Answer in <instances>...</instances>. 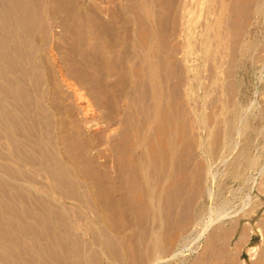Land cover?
I'll return each instance as SVG.
<instances>
[{"label":"bare ground","instance_id":"bare-ground-1","mask_svg":"<svg viewBox=\"0 0 264 264\" xmlns=\"http://www.w3.org/2000/svg\"><path fill=\"white\" fill-rule=\"evenodd\" d=\"M51 1L54 2V0ZM165 1L166 0H139L138 10L141 11L140 14L144 15V18L148 20L147 23L151 26L146 29L149 31L144 33L143 39L145 41L143 43L141 42L140 45L137 43L141 37L138 33L140 30L137 29V31L133 26L134 24L131 25V21H134L135 13L129 11L131 8H128L126 2V6H122L123 3H121L122 5L118 8L119 10H117V12L115 11L117 14L119 11L120 16L114 15L113 13V15L111 13V15H105V11L103 12V9L100 8L102 6H98V9L100 8L99 10L96 9L90 11L87 7L85 9L83 4L82 7L84 11L81 10L82 13H80V11V14L76 13L78 11L75 12V24L78 28V33H80L79 35L87 33L91 30L95 36L94 38H96V41H94V43L96 42V45L93 43L94 49L92 48L94 50H92V52L95 53V57L99 56L103 59L102 61H106L108 57H113L112 54L110 55L109 49H115L119 43H124L125 46L123 45L124 48L120 51L116 48L117 52L122 55L125 54L126 56H124L126 59H121L119 64H122L124 67L130 69L135 57L137 60L142 59L141 61L146 63V65L144 64L145 68L139 71V73L142 72L143 77L140 78L142 76L140 74V76L136 79L135 74V78L133 79V82L136 83H134L135 88L130 89V91L128 89L126 90L130 92L128 94L132 95L134 92L132 93L131 90H135L136 87H140L141 101L139 102H141L142 107H144V109H141L139 107L135 108L133 105L131 106V104L126 105L130 113L124 111L128 113V115L124 114L126 117H129V121L131 118L130 124H128V126L127 124L124 126V129L126 127V130H128V132H126L129 133L128 137L130 135L127 145H123L121 142L119 143V139L116 137L114 139V143L111 145L112 148L110 147L111 151L109 153L107 152L108 154L102 157L103 160L98 161L94 158L95 152H91L98 136L95 137L94 135H85L80 130V125L73 127V125L71 126L69 124V122H72V120L69 121L70 118H72L68 109L70 106L67 107L64 103V94H62L59 90L49 61L47 59L35 58V54L37 56L38 51H40L38 49L36 52L37 48L35 45L37 43L35 41H37V37L35 38V27L42 24L38 21V17L40 16H38V13L40 14V12L38 11L37 13L35 8L41 5L42 0L39 1L40 5L36 4L37 6L35 7V2H33V0H0V188H2V186L5 188V192H3V194H5L1 195L0 193V196H2V202L4 203V205L0 207V234L3 235V237L1 236L2 238L7 240V242H4L5 240L3 241V239L0 240V264H163L171 260L179 259L180 257L184 258V251L186 250L197 253L200 249H202L200 250V253L202 251L200 255L201 257L198 258L195 253L197 257L194 256L193 262L191 261L190 264H264V187L261 188V184H259V196L256 200L252 201L249 193H246L248 201L242 200L238 207L231 209L234 205L231 204V197L229 198L225 196V190H228L223 184L227 179H232L233 181L240 180L242 185L243 183L245 184L246 180L248 181L249 178V175L246 177V170L256 164L257 157H255L256 155L251 156L248 151L251 146L248 149L241 148L237 154H234L235 156L231 158V161L228 160L229 164H226L228 169L223 173L225 178L223 180L219 178L218 180L216 177L217 172L211 169V165L216 161L220 162L219 159H223L224 156L219 155V151L217 153H212L210 150V146L214 144H210V142H214V140L212 139L209 142L208 134L211 132H209L208 127H206V121L209 120H206L207 118L205 119L202 107V109H197L196 106H192L193 98L191 97L193 87L191 85H189L187 89V99L185 98L187 101L185 100L183 103H188L190 107L188 108L189 115L191 114L192 117L190 116V118L187 115L184 122L191 124L189 122L190 118L195 130L205 129L207 131L204 136H202L200 132L201 136H199L197 144H195L198 149V155H202L201 161H197L195 159L191 148L188 149L187 147H184V138L181 136L180 122L178 119L179 116L177 117L174 112V108L171 106L172 104L168 102L172 92L170 91L171 93L166 95V92H164L167 89V85H169L167 82L170 80L169 75L171 73L169 72L171 70L169 71L166 69L167 67L164 65L165 61L163 65H161L163 66L162 68H160L161 66H158L157 61H155V59L159 58V55L156 54L158 47L156 46L157 38L166 34L168 30L166 23H168L170 19L162 16L168 9L165 8L166 11H162V6ZM59 2H61V5L63 4L62 6L65 5V3H62V0ZM78 2L79 1L77 0V3ZM173 2L174 0L172 3ZM182 2L183 1H181V3ZM214 2L216 3V1ZM217 2H219L218 5L220 4L221 6L219 11L215 8L218 6L217 3L213 7L209 6V8L212 7L213 9H216L219 14L217 15L218 12H215L213 9L208 13H211L212 16L213 14H216V20L214 19V23H211V21L204 23V38L202 37V41L199 40L203 45V48H205L204 52L207 51V43L209 41L208 31L213 29L215 30V25L217 26V23L222 22H220V20H222L221 16H223L222 11L227 9V6L228 9L227 11L225 10L224 13H230L228 12V10H230L234 14L231 12V18L225 13L226 18L229 17L235 22V19L238 20L239 18L236 17L233 19V17L238 14V17L241 16L239 20L243 18V22L246 23L247 19L245 17L252 15L255 19L254 26L256 32L258 34L260 33V38L262 36L264 37V35L261 36L262 32H264V0H220ZM128 3L130 4L132 2L129 1ZM136 3L138 2L136 1ZM60 4H58V6ZM186 4L188 5L189 3ZM192 4L193 3L191 2V5ZM96 5L97 4H95V6ZM165 5L167 4L165 3ZM109 6L110 5L108 4V7ZM134 6L136 5L133 3V6L130 5L129 7H133V10ZM204 6L206 7V5ZM187 7H189V5ZM92 8L94 7H91V9ZM112 8L114 10L116 9V6ZM105 9H107V7H105L104 10ZM125 9L127 10L125 11ZM50 10H47V15L56 14L52 13ZM172 11L173 10H171L170 13ZM204 11H206V9ZM220 11L222 13L221 16ZM179 13H181V11ZM186 13H188V11H186ZM92 15L96 16V21L95 17L92 19L89 18ZM139 15L137 14L136 18ZM76 16H79L80 19ZM225 16L223 17L226 21ZM213 18H215V16H213ZM244 18L246 21H244ZM140 19L143 20V18ZM140 19L138 18V21H140ZM179 19L181 18L179 17ZM142 20L140 22H142ZM150 20H153V22ZM224 20L222 23H225ZM227 20L231 21L230 19ZM146 21L143 20L144 24ZM204 22H206V20ZM241 22H238V26ZM173 23L174 22L171 23V26ZM175 23L173 27L175 26ZM183 24L180 25L184 26ZM213 25L214 28L212 27ZM43 26L44 25H41V28ZM68 26L70 25L66 24V27ZM181 26H179L180 28L178 26L176 27L181 30ZM240 26L237 27L236 30H239ZM46 27L44 26V28ZM66 27L65 30L67 31L68 28ZM144 27L147 28L146 26ZM176 27H174L175 29L173 31L178 30ZM247 27L248 26H246V29ZM44 28L42 29L43 31L41 29L40 30L44 32ZM234 28L236 27H232V29ZM74 29H72V31ZM187 29H189L187 31L189 32L191 28ZM240 29L242 30V28ZM48 30L45 31V33H47ZM228 30H230V28H228ZM69 31L70 30H68V32ZM143 32H145V30H143ZM227 32L228 31L226 30L225 33ZM136 33H138L139 36H137ZM177 33L175 34L176 36ZM140 34H142V32ZM84 35L76 38L82 45V42L85 41L84 39L88 38H84ZM196 35L197 33L195 36ZM210 35L213 38V35ZM230 35H232V33H230ZM72 36L75 37V35ZM234 36L237 35L234 34ZM41 37L40 41L45 38ZM76 39H74L73 42H76ZM143 39L140 40L143 41ZM187 40V44L190 43L189 38H187ZM33 41L36 43L35 45H33ZM174 42L179 43V40L176 42L175 39ZM68 43L70 42L68 41ZM41 44L39 43L38 45ZM81 44L79 43V45ZM194 44L197 45V43ZM255 46L257 47L255 42L245 41L244 45H240L241 55L245 56L251 49L253 50V47ZM120 47H122V44ZM175 47L177 46L175 45L173 50L177 49ZM180 47L181 46H179L178 49L181 50L182 47ZM187 47L185 48L187 49ZM240 47L238 46L237 48ZM42 48L43 47L40 49ZM192 49L193 48H191V50ZM194 49L198 50L197 47ZM256 51L259 52V50ZM261 51L264 50L261 49ZM111 52L114 51L111 50ZM198 52L199 51H197V53ZM135 53L139 58L135 55ZM193 53L196 54V52ZM182 54L186 53L182 52ZM114 55H116V53ZM191 55L192 54H190V56ZM101 59H97V62H95L100 65L99 68L102 65ZM160 59H162V57H160ZM184 59L187 61L186 58ZM79 60H81L83 64L87 59ZM115 60H111L112 64L110 67L113 68L116 64H113ZM159 62L160 61L158 60V63ZM107 63L108 65L105 62L103 65L105 64L109 67V61ZM115 66L117 67V65ZM212 66L213 65L210 67ZM176 68H179V66H176ZM180 69L181 68L177 70ZM191 69L194 68L191 67ZM75 70L78 72L79 69L77 70L75 68ZM214 71L217 72V70ZM70 72L73 73L74 71ZM109 72L110 69L107 71L103 68V71L100 74L101 79L99 80L100 82L101 80L104 81L105 87H102L107 90H111V83L108 84V78H106V76L109 75ZM76 73H74V75ZM79 75L80 74L77 76L79 77ZM120 75L122 76V73ZM82 76H84V74H82ZM132 76H134V74H132ZM129 79L126 78V81ZM188 79L190 80V78ZM211 79L212 78H210V80ZM164 80L166 83H164ZM99 81L97 82L95 79V83L97 82L98 84ZM182 81L184 83V79ZM81 85L87 88L90 87L89 85L83 83ZM98 85L101 86V84ZM224 85L226 86V84ZM117 88L120 89L121 86ZM88 90L89 89H87V91ZM120 90H122V88ZM181 90L183 91V89ZM184 91H186L185 88ZM223 91L225 92L226 90L223 88ZM94 93L96 95V91ZM175 93H177V91L173 92V95ZM107 94L111 100L109 101V104L105 102L109 110H107V107V109L105 108L107 115H104V117L109 119V121L115 120V122L116 120L119 121L120 119H125L124 115L123 118L119 119V111L121 108L119 105V98L116 95V97H114L113 92H108ZM135 96L133 97L135 98ZM235 97H237V95L234 96V98ZM95 99L97 98H94V100ZM95 101L97 104L100 103L99 106H104L99 99ZM117 102L119 103L117 104ZM230 102L231 101L229 100V104ZM229 104L228 107H230ZM240 108L235 107L233 104V108L229 110L230 114L225 116L223 119L222 130H219V134L221 133V148H226L222 151L223 155L225 153L228 155L232 153V150L236 145L234 144L236 135L243 136L242 134H244L246 131L245 129H247L246 126H250L247 122L242 121L241 115L243 113L241 114V112L243 109L241 110ZM186 109L187 108H185V110ZM122 114L123 110L121 115ZM139 114H143L142 117H140ZM137 115L140 118H137ZM210 117L212 116L210 115L209 118ZM219 120L220 119L218 118V121ZM257 123L259 124L258 121ZM101 128H98V130ZM186 130L187 129L184 131L186 132ZM188 130L190 129L188 128ZM254 131L255 129H253V132ZM261 132H264V130L259 129L256 134L264 135V133ZM193 135L194 134H191V136ZM247 135L250 136L249 133H245L244 136L246 137H243L244 139L248 138L247 141L249 142L250 137ZM193 137H196V135ZM122 140L124 141V139ZM99 141H97L96 144H98ZM111 141H113V139ZM219 141L220 140L217 142ZM192 143L194 145V142ZM122 147H124V149ZM121 148L124 150V154H121V152L123 153ZM87 151H89V153H87ZM196 152L194 153L196 154ZM98 154L100 153L98 152ZM227 154L226 156H228ZM108 166L110 168L109 170ZM257 166L259 167V165H256V167ZM261 169H264V165ZM256 172L258 173V171ZM7 180H11L9 182H18L17 184L19 185L17 186L15 183L14 185L9 182L8 184L10 185H8L6 183ZM253 180L254 179L252 178L251 182H253ZM209 184L215 185L217 187V191H212ZM17 187L21 190L20 194L15 193L16 191L19 192ZM15 188L16 191L13 193ZM251 188L252 185L249 187V192ZM10 189L13 191L11 190V192ZM201 198L211 200V205L207 202L210 207H205V205L201 203ZM57 202L61 204V207L59 206L60 204L58 205L59 207L56 205ZM260 208H263V211H260L262 212L261 216L259 215ZM258 215L260 216L259 218ZM229 216L231 218H229ZM241 221H244L242 225L240 224ZM189 224L194 227L193 232L195 235H193V237H188L187 239L185 238L186 240L182 243L177 242L178 238L182 236L181 233L187 229ZM237 233H239L238 240L234 244V248L231 249L229 247L230 241ZM253 234H257L259 236L262 244L259 243L249 246V243H251V236ZM202 239L204 240L201 243ZM176 242L178 243V246L176 245V247H174ZM243 250L248 253L249 257L247 261L243 260L239 262L238 259ZM194 258L196 259L194 260ZM175 264L181 263L176 262Z\"/></svg>","mask_w":264,"mask_h":264},{"label":"rangeland","instance_id":"rangeland-1","mask_svg":"<svg viewBox=\"0 0 264 264\" xmlns=\"http://www.w3.org/2000/svg\"><path fill=\"white\" fill-rule=\"evenodd\" d=\"M39 1H41V0H38V1H35V0H33V2H35V5H34V7L35 6H37V5H40V3H39ZM60 1V0H59ZM59 1H56V0H54V2H52L51 0H42V3H41V5L40 6H38V7H36L35 9L37 10V13H38V11L40 12V14L38 13V21L40 22V24L41 25H44L46 28H44V26L41 28V25H37V27H35V38H36V40L37 41H35L36 43H34V41H33V45H35V47L37 48H35L36 49V52L38 51V49L40 50V51H38V54H37V56H36V54H35V58L36 59H47L48 61H49V63H50V66H51V70H52V73H53V75H54V77H55V81L57 82V85H58V87H59V90L61 91V93L62 94H64V97H65V100H64V103L66 104V106L67 107H71V110H70V107L68 108L69 109V114H71V117L72 118H70V120L69 121H71L72 120V122H69V124L72 126L73 125V127H76V126H79V128H80V130L83 132V134H87V135H91V136H95V137H97L98 136V138H97V140H96V142H95V145H94V148H93V150L91 151L92 153H94L95 152V155H94V158L96 159V160H98V161H101V160H103V156L104 155H107L110 151H111V149H110V147L112 148V144L114 143V139L117 137L119 140H118V142L120 143H123V145L125 144V145H127V142H128V140H129V137H130V135H129V137H128V134L129 133H126V132H128V130H126V127H125V129H124V126H126V124H127V126H128V124H130V121H131V118H130V121H129V117L127 116L126 117V115H128V113H126V112H129L130 113V111L127 109V104H131V106L133 105L135 108H143L144 109V107H142V104H141V102H139V101H141V96H140V87H136V89L135 90H131V92L133 93L134 92V94H128V93H130V92H128V91H126L127 89L130 91V89H132V88H135L134 86H135V82H133V79L135 78V74H136V79H137V77L138 76H140V74L142 75V72H140L139 73V71H141V69H144L145 67V65H146V63L145 62H142L141 60L142 59H136V57H135V59L133 60V64L131 65V68L129 69V68H127V67H124V65H122V64H119L120 62V60L121 59H126L125 57V54H120L119 52H117L116 50L118 49V51H120L121 49H123L124 48V46H125V44L124 43H119L118 44V46L115 48V49H109V51H110V55L112 54L113 55V57H108V59H106V61L108 62L109 61V67L107 66L108 65V63L106 62V61H102L103 59H101L99 56H96L95 57V53L94 52H92V50L94 49V45H93V43H94V41H96V38H94L95 36H94V34H93V32L90 30L89 32H87V33H82L81 35L83 36L84 34H87V35H84V38L85 37H88V38H85L84 40L86 41V43H85V41L84 42H82L83 43V45L81 44V42L80 41H78V39H76V38H79V36H81V35H79L80 33H78V28H77V26H76V24H75V15H76V13L78 14L81 10H83L84 11V9H83V7L86 9V7H87V9H89L90 11H93V10H99L100 8L101 9H103V12H104V14L105 15H111L112 13L114 14V15H117V16H120L119 14V11H118V14L116 13L117 12V10H119L118 8L120 7V5H122L121 3H123V5L122 6H124L125 5V2H126V5L128 6V8H131V10H129V11H132L133 13H135V18H134V21L132 22L131 21V25H133L134 26V28L137 30H140V31H138V33H139V35H141V37H140V39L142 40L143 38H144V33H146V31H149V30H146V29H148V27L150 28L151 26H149V23H147L148 22V20L147 19H145L144 18V15H141L140 14V10H138L139 9V0H129L130 2H132V3H128L129 1H125V0H78L79 2L78 3H80V4H78L77 3V0H62V3H65V5L64 6H62L60 3L61 2H59ZM64 1V2H63ZM65 1H67V2H65ZM69 1V2H68ZM76 3H75V2ZM83 1H84V3H83ZM101 3H100V2ZM105 1V2H104ZM109 1V2H108ZM114 1V2H113ZM136 1L138 2V3H136ZM172 1L173 0H166L165 1V3L167 4V5H165V3H163V6H162V11H166V9H167V11H166V13H162L163 15V17H165V18H167V19H169V21H168V23H166L167 24V26H168V30H167V32H166V34H164L163 36H160L159 38H157V45L156 46H158L157 47V52H156V54H158L159 55V58H157V59H155V61H157V64H158V66H161V65H163V63H164V61H165V63H164V65L167 67L166 69L167 70H171L169 73H171L170 75H169V81L167 82V84H169V85H167V89H166V91H164V92H166L165 93V95L166 94H170L171 92V99L169 98V101L168 102H170L172 105V107L174 108V112L176 113V115H177V117H178V119H179V122H180V129H181V136L184 138L183 139V144H184V147H187L188 149H190L191 148V151H192V153L194 154V156H195V159L198 161V160H200L201 161V158H202V155H198V149L196 148V145L195 144H197V140L199 139V136H201V134H202V136H204L205 134H206V130L204 129V130H198V129H196L195 130V128H194V126H193V124H192V122H191V120H190V118L192 117L191 116V114L189 115V109L188 108H190L189 107V105H188V103L187 104H184L183 102H185V100L187 99V96H186V94H187V89H188V86L189 85H191L192 87H193V90H192V92L194 93H192V97L191 98H193V101H192V106H196V108L198 109H200L201 107L203 108H201L202 109V112H203V114H204V116H205V119L206 120H209V121H206V127H208V131L209 132H211L210 134H208L209 136H208V138H209V142L213 139L214 140V142L213 141H211L210 142V144H212V143H214V144H212L211 146H210V150H211V152L212 153H217L218 151V154L219 155H222V156H224V158L223 159H219L220 160V162L219 161H216V162H214V163H212V165H211V169L212 170H214L215 172H217L216 173V177L218 178V180H219V178H221L222 180L225 178V175H223V173L224 172H226L227 171V169H228V167L226 166V164L228 165L229 164V161H231V158H233L235 155L234 154H237V152L242 148V149H248L250 146V150L248 149V151L250 152V154H251V156L253 155V156H255V157H257V162H256V164L255 165H253L252 167H250V168H248L247 170H246V177H248V175H249V178H248V181L246 180V182H245V184L243 183V185H242V183H241V181L240 180H235V181H233L232 179H227V180H225L224 181V186H225V188L228 190V191H226L225 190V196H227V197H231L230 199H231V204L232 205H234L231 209H233V208H235V207H238L240 204H241V201L243 200V201H248V199H247V194L249 193V195H250V197L252 198V201L253 200H256L257 198H258V196H259V192H258V188H259V184H261V188L262 187H264V169H261V167L264 165V135H262V134H256V133H258V130L259 129H262V130H264V51H261V49L262 50H264V37L262 36V35H264V32H262V34H261V38H263V39H261L260 38V33L258 34L257 32H256V30H255V26H254V22H255V19H254V17L252 16V15H248L247 17H245L246 19H247V21H246V19L244 20V21H246V23L245 22H243V18L241 19L242 20V22H241V20H239L240 19V17L241 16H237L238 14H236V16L235 17H233V19L234 18H239L238 20L237 19H235L236 21V23H237V25H236V23L233 21V20H231V18H232V15H231V12L232 11H230V10H228V12H230V13H227V12H225L226 13V15L227 16H229V17H231V18H229V17H227L226 18V16H225V13H224V11L226 10L227 11V9H228V6H227V9H225V10H221L222 11V13H223V16H225V19H226V21L224 20V17L223 16H221L222 15V13H221V11H220V16L222 17H220L222 20H220V22L222 21L223 22V20L225 21V23H217V26L215 25V30L213 29V30H209L208 31V35H209V41H208V43H207V51L206 52H204V49L205 48H203V45L200 43V41H202V37L204 36V34H205V28H204V26H205V24L204 23H207V22H210L211 21V23L213 22H215V20H216V17H217V15L219 14V10H220V8H221V6H220V4L218 5V3L219 2H217V1H220V0H214V1H216V3H217V5L218 6H216L215 8L216 9H218V11H216V9H213L212 7L213 6H215V2L213 1V0H204V1H202V0H174V2H175V4H174V2L172 3ZM181 1H183L182 3H181ZM189 1V2H188ZM208 1V2H207ZM210 1H211V3H210ZM224 1H226V0H224ZM53 4H52V3ZM59 2V3H58ZM72 2V3H71ZM93 2H94V5H93ZM96 2V3H95ZM104 2V3H103ZM107 2V3H106ZM120 2V3H119ZM191 2L193 3L192 5H191ZM196 2V3H195ZM198 2V3H197ZM54 3H56V4H54ZM103 3V4H102ZM111 3H112V5H111ZM116 3V4H115ZM119 4V6H118V4ZM129 5H128V4ZM133 3L136 5V6H134V9L133 10H135V9H137V10H135V11H133L132 10V8L133 7H129L130 5L131 6H133ZM186 3H189L188 5H189V7H187L188 5L186 4ZM201 3V4H200ZM203 3V4H202ZM37 4V5H36ZM43 4V5H42ZM48 4V5H47ZM58 4H60L59 6H58ZM70 4V5H69ZM84 6H83V5ZM95 4H97L96 6H95ZM108 4L110 5L109 7H108ZM168 4H170V5H168ZM186 6H185V5ZM212 4V5H211ZM45 5V6H44ZM75 5V6H74ZM77 5H78V8H77ZM86 5V6H85ZM91 5V6H90ZM125 5V6H126ZM196 5V6H195ZM204 5H206V7L204 6ZM42 6H43V8H42ZM56 6V7H55ZM83 6V7H82ZM89 6V7H88ZM98 6L100 7V6H102V7H100L99 9H98ZM104 6V7H103ZM114 6H116V9H114L113 10V8L112 7H114ZM183 6H184V8H183ZM201 6H202V8H201ZM209 6H212V7H210L209 8ZM220 6V7H219ZM76 7V8H75ZM81 9H80V8ZM91 7H94V8H92L91 9ZM105 7H107V9H105L104 10V8ZM191 7V8H190ZM218 7V8H217ZM42 8V9H41ZM65 8V9H64ZM108 8H109V10H108ZM124 8H126V7H124ZM127 8V9H128ZM165 10H164V9ZM170 8V9H169ZM197 8V9H196ZM200 8V9H199ZM40 9V10H39ZM46 11H45V10ZM51 9V10H50ZM127 9H125V11L127 10ZM206 9V11H204ZM214 10L215 12H218L217 13V15L216 14H213V16H215V18H213V16H212V14L210 13V14H208L211 10ZM47 10H50L52 13H56V14H53V15H47ZM53 10V11H52ZM171 10H173L171 13H170V11ZM181 11V13H179L180 11ZM189 10H190V12H189ZM194 10V11H193ZM195 10H196V12H195ZM202 10V11H201ZM60 11V12H59ZM69 11V12H68ZM76 11H78V12H76ZM116 11V12H115ZM186 11H188V13H186ZM192 11V12H191ZM67 12V13H66ZM76 12V13H75ZM108 12H109V14H108ZM169 12V13H168ZM174 12V13H173ZM64 13V14H63ZM73 13H75V14H73ZM80 13H82V11L80 12ZM79 13V14H80ZM111 13V14H110ZM176 13H177V17H176ZM206 13V14H205ZM46 14V15H45ZM69 14V15H68ZM103 14V15H104ZM112 14V15H113ZM139 15V16H141V17H139V16H137V18H136V15ZM169 14H170V16H169ZM185 14V15H184ZM232 14H234L233 12H232ZM242 14H244V13H242ZM43 15V16H42ZM175 16V17H172V16ZM193 15V16H192ZM210 15V16H209ZM231 15V16H230ZM54 18H53V17ZM60 16V17H59ZM169 16V17H168ZM182 16V17H181ZM212 16V17H211ZM234 16V15H233ZM252 16V17H251ZM49 17V18H48ZM52 17V18H51ZM76 17H78L79 19H80V17L79 16H76ZM95 17V21H96V16H90L89 18L90 19H92V18H94ZM179 17L181 18V19H183V20H181V19H179ZM188 17H189V20H188ZM195 18V20H194V18ZM249 17H251V18H249ZM63 18V19H62ZM73 18H74V20H73ZM138 18L140 19V18H143V20H147L146 22H145V24H144V22H143V20L142 19H140V21L142 20V22H140V21H138ZM191 18V19H190ZM207 18V19H206ZM209 18V19H208ZM210 18H211V20H210ZM41 19V20H40ZM119 19V18H118ZM135 19H136V21H135ZM175 19V20H174ZM185 19V20H184ZM193 19V20H192ZM215 19V20H214ZM227 19H230L231 21H229V20H227ZM54 20V21H53ZM60 20V21H59ZM62 20V21H61ZM66 20V21H65ZM70 20V21H69ZM179 22H178V21ZM181 20V21H180ZM192 20V21H191ZM206 20V22H204V21ZM213 20V21H212ZM248 20H249V22H248ZM139 23H138V22ZM151 22H153V20H150ZM149 21V22H150ZM241 22V23H239V26H240V24H241V26H240V28H242V30L239 28V30L240 31H242V32H240L239 30H236L237 29V27H239L238 26V22ZM47 22H49V23H47ZM70 22V23H69ZM172 22H178V23H175V26L174 27H176V26H181L183 23V25L184 26H181V30L178 28V27H176V29H178V30H175V31H173L175 28L173 27V25H174V23H173V25L171 26V23ZM187 22V23H186ZM191 22H193V23H191ZM198 22V23H197ZM252 22V23H251ZM44 23H46V24H44ZM65 25V27H66V24L68 25H70V26H68V27H66V28H68V30H70L69 32H68V30L66 31L65 30V27H64V25ZM72 23V24H71ZM74 23V24H73ZM136 23V24H135ZM138 23V24H137ZM144 25H143V24ZM194 23H195V25H194ZM251 23V24H250ZM141 24V25H140ZM147 24H148V26H147ZM181 24V25H180ZM200 24V25H199ZM204 24V25H203ZM224 24V25H223ZM227 24V25H226ZM49 25V26H48ZM75 25V26H74ZM143 25V26H142ZM171 26V28L169 29V27ZM139 26V27H138ZM144 26H146L147 28H145ZM189 26V27H188ZM192 26V27H191ZM236 27V28H234V29H232V27ZM243 26H244V28H243ZM246 26H248L247 27V29H246ZM60 27V28H59ZM75 29H74V28ZM138 27V28H137ZM142 27V28H141ZM184 27V28H183ZM213 28H214V25L212 26ZM45 29L44 30V32H42L43 30L42 29ZM48 28H49V30H48ZM71 28V29H70ZM141 28V29H140ZM145 28V29H144ZM187 28H191L190 29V31L189 32H187L189 29H187ZM227 28V29H226ZM228 28H230V30H228ZM37 29V30H36ZM42 31H41V30ZM61 29H63V30H61ZM72 29H74L73 31H72ZM145 30V32H143V30ZM196 31H195V30ZM218 29V30H217ZM48 30V32L47 33H45V31H47ZM222 30H224V31H222ZM228 31V32H230V33H232V35H230V33H225V31ZM235 30V31H234ZM248 30V31H247ZM61 31V32H60ZM66 31V32H65ZM192 31V32H191ZM195 33H194V32ZM202 33H201V32ZM215 31V32H214ZM222 31V32H221ZM238 33H237V32ZM247 31V32H246ZM39 32V33H38ZM142 32V34H140ZM180 34H178V33ZM217 32H219V33H217ZM223 32H224V34H226V35H224L223 34ZM237 34H236V33ZM65 33V34H64ZM76 33H77V35H76ZM138 33H136L137 34V36H139L138 35ZM149 33V32H148ZM174 35H173V34ZM177 33V36L175 35ZM197 33V35L195 36V34ZM204 33V34H203ZM214 33V34H213ZM243 33V34H242ZM39 34H40V37H41V35H42V37L41 38H44V39H42L41 41H40V37H39ZM61 34V35H60ZM64 34V35H63ZM210 34H212L213 35V38H212V36L210 35ZM219 36H218V35ZM234 34L235 35H237V36H234ZM47 35V36H46ZM72 35H75V37H73ZM179 35V36H178ZM191 37H190V36ZM202 35V36H201ZM215 35V36H214ZM255 35H257V36H255ZM167 36V37H166ZM172 37V38H170V37ZM175 36V37H174ZM189 36V37H188ZM196 39H194L193 37ZM211 36V37H210ZM216 36H218V37H216ZM239 36V37H238ZM243 36V37H242ZM62 37V38H61ZM163 37V38H162ZM174 37V38H173ZM177 37V38H176ZM181 37V38H180ZM199 37V38H198ZM217 39H216V38ZM222 37V38H221ZM225 37V38H224ZM245 37V38H244ZM66 38V39H65ZM71 38V39H70ZM76 39L75 41L76 42H73L74 41V39ZM166 38V39H165ZM170 38V39H169ZM187 38H189V42L191 43H188L187 44V42H188V40H187ZM201 38V39H200ZM204 38V37H203ZM211 38V39H210ZM236 38V39H235ZM60 39V40H59ZM63 39V40H62ZM66 41H65V40ZM139 39V38H138ZM138 40V44L140 45V43L142 42H144L145 40L143 39V41H141V40ZM155 39V38H154ZM172 39V40H171ZM175 39H176V42H178V40H179V43H175L174 41H175ZM258 39V40H257ZM46 40V41H45ZM121 40V39H120ZM166 41V44H165V41ZM171 40V41H170ZM181 40V41H180ZM198 40V41H197ZM200 40V41H199ZM204 40V39H203ZM212 40V41H211ZM233 40V41H232ZM242 40V41H241ZM257 40V41H256ZM40 41V42H39ZM43 41H45L44 43H42ZM50 41V42H49ZM65 41V42H64ZM68 41L70 42V43H68ZM123 41V40H122ZM162 41V42H161ZM172 41H173V43H172ZM195 41H197V42H195ZM245 41H253V43L255 42V44L257 45V47L255 46V47H253L254 49L252 50H250V52H248L245 56H242L241 55V47H240V45H244L245 44ZM259 41H260V43H259ZM262 41V42H261ZM61 42V43H60ZM77 42H78V44H77ZM184 42H186V43H184ZM242 42V43H241ZM41 44V45H38V44ZM60 43V44H59ZM79 43L81 44V45H79ZM184 43V44H183ZM192 43H193V45H192ZM194 43H197V45L196 44H194ZM203 43V42H202ZM211 43H214V44H211ZM218 44V46H217V44ZM54 44V45H53ZM92 44V45H91ZM95 45H96V42L94 43ZM121 44H122V47H120L121 46ZM160 44V45H159ZM182 44V45H181ZM216 44V45H215ZM260 44V45H259ZM64 47H63V46ZM91 45V46H90ZM124 45V46H123ZM162 45V46H161ZM176 45L177 47H175V48H177V49H174L173 50V48H174V46ZM179 46H181L180 48H181V50L180 49H178V47ZM188 46V47H187ZM192 46H194V47H192ZM198 48V50L196 49H194V48H196V47ZM240 47V48H237V47ZM34 47V46H33ZM41 47H43L42 49H40ZM59 47V48H58ZM62 47V48H61ZM185 47H187V49L185 48ZM213 47V48H212ZM222 47H223V49H222ZM93 48V49H92ZM165 48V49H164ZM191 48H193L192 50H191ZM209 48V49H208ZM217 48V49H216ZM235 48H236V50H235ZM136 49H137V47H136ZM185 49H186V51H185ZM43 50V51H42ZM62 50V51H61ZM107 50H108V48H107ZM111 50L112 51H114V52H111ZM139 50V49H138ZM192 52H191V51ZM214 50H215V52H214ZM219 50V51H218ZM256 50H259V52L258 51H256ZM94 51V50H93ZM116 51V52H115ZM163 51V52H162ZM165 51V52H164ZM167 51V52H166ZM180 51V52H179ZM197 51H199L198 53H197ZM209 51V52H208ZM253 51V52H252ZM84 52V53H83ZM94 54V56H93V54ZM173 52H174V54H173ZM182 52L183 53H186V54H182ZM193 52H196V54H194ZM221 52V53H220ZM252 52V53H251ZM43 53V54H42ZM116 53V55H114ZM204 53V54H203ZM210 53H212V54H210ZM214 53H215V55H214ZM233 53V54H232ZM239 53V54H238ZM258 55H257V54ZM118 54H120V55H118ZM190 54H192L191 56H190ZM250 54V55H249ZM82 55H84V56H82ZM90 55V56H89ZM118 55V56H117ZM135 55L138 57V55L135 53ZM157 55V56H158ZM220 55V56H219ZM229 55H230V57H229ZM45 56V57H44ZM119 58H117V57ZM125 56V57H124ZM185 56V57H184ZM203 56V57H202ZM210 58H209V57ZM256 56H258V57H256ZM160 57H162V59H160ZM164 57V58H163ZM191 57V58H190ZM192 57H193V59H192ZM249 57V58H248ZM256 57V58H255ZM112 58V59H111ZM114 58V59H113ZM117 58V59H116ZM139 58V57H138ZM184 58H186L187 59V61L184 59ZM189 58V59H188ZM200 58V59H199ZM216 58V59H215ZM218 58V59H217ZM258 58V59H257ZM79 59H87V60H85V62L82 64V61L81 60H79ZM97 59H101V61H102V65H103V63L105 62L107 65H101V67L99 68V66L100 65H98V63L96 64L95 62H97ZM116 59V60H115ZM184 59V60H183ZM233 59V60H232ZM113 60H115L114 62H113V64H115V65H117V67L114 65L113 66V68L112 67H110V65L112 64V61ZM158 60L160 61L159 63H158ZM171 60H172V62H171ZM191 60V61H190ZM213 60V61H212ZM215 60H217L218 61V63H217V61H215ZM252 60V61H251ZM93 61V62H92ZM175 63H174V62ZM182 61V62H181ZM189 61V62H188ZM195 61V62H194ZM207 61V62H206ZM215 61V62H214ZM223 61V62H222ZM205 62H206V64H205ZM79 63V64H78ZM118 63V64H117ZM139 65H138V64ZM178 63V64H177ZM179 63H180V65H179ZM189 63V64H188ZM76 64V65H75ZM145 64V65H144ZM192 64H194L195 65V67H194V65H192ZM221 64V65H220ZM81 65V66H80ZM173 65H174V67H173ZM179 66V68H181L180 70H177V69H179V68H176V66ZM184 65V66H183ZM199 66V68H198V66ZM211 65H213L212 67H210ZM228 65V66H227ZM77 66V67H76ZM118 66H119V68H118ZM122 66V67H121ZM139 66V67H138ZM182 66H183V68H182ZM190 66V67H189ZM204 66V67H203ZM206 66V67H205ZM219 66H220V69H219ZM222 66V67H221ZM83 69H82V68ZM98 67V68H97ZM124 67V68H123ZM134 67V68H133ZM163 66H161L160 68H162ZM191 67L192 68H194L195 69V71H194V69H191ZM218 67V68H217ZM75 68L78 70V72L75 70ZM102 68V69H101ZM103 68H104V70H109L110 69V72H109V77L108 76H106V78H108L107 79V82H108V84H110L111 86H110V89L111 90H107L106 88H103V87H105L104 86V81H102L101 80V82L99 81L101 78V73H102V71H103ZM108 68V69H107ZM116 68H118V69H116ZM122 68V69H121ZM190 69V70H188V69ZM212 68V69H211ZM81 69V70H80ZM99 69V70H98ZM132 69V70H131ZM139 69V70H138ZM175 69H176V72H175ZM187 69V70H186ZM117 72H116V71ZM120 70V71H119ZM131 70V71H130ZM134 70H135V72H134ZM138 70V71H137ZM201 70V71H200ZM205 70V71H204ZM214 70H217V72L216 71H214ZM70 71H74L73 73H71ZM83 71V72H82ZM122 71H124V72H122ZM178 71V72H177ZM182 71V72H181ZM190 71V72H189ZM202 71H204V72H202ZM222 71V72H221ZM77 72V73H76ZM80 72V73H79ZM113 72V73H112ZM132 72V73H131ZM174 72V73H173ZM186 72V73H185ZM192 72V73H191ZM210 72V73H209ZM213 72V73H212ZM216 72V73H215ZM229 72H230V74H229ZM74 73H76L75 75H74ZM98 73V74H97ZM122 73V76L120 75ZM180 73H181V75H180ZM188 73V74H187ZM227 73H228V75H227ZM78 74H80L79 75V77L77 76ZM82 74H84V76L86 77H84V76H82ZM111 74V75H110ZM113 74V75H112ZM124 74V75H123ZM132 74H134V76H132ZM194 74V75H193ZM209 74H211V75H209ZM189 75V76H188ZM206 75V76H205ZM219 75V76H218ZM112 76V77H111ZM178 76H180V77H178ZM187 76H188V78H190V80L187 78ZM211 76H213V77H211ZM224 76H226V77H224ZM228 76V77H227ZM82 77V78H81ZM119 77V78H118ZM131 77V78H130ZM143 77V75L140 77V78H142ZM97 80V82L99 81V83L98 84H101V86L100 85H98L97 84V82L95 83V79ZM98 78V79H97ZM105 78V79H106ZM121 78H123V79H121ZM126 78L127 79H129L128 81H126ZM193 78V79H192ZM202 78V79H201ZM210 78H212L211 80H210ZM220 78V79H219ZM236 78V79H235ZM172 79V80H171ZM184 79V83H183V80ZM216 79V80H215ZM229 79V80H228ZM117 80H120V81H117ZM132 80V81H131ZM196 80V81H195ZM232 80V81H231ZM82 81H84V82H82ZM121 81H122V83H121ZM167 81V80H166ZM187 83H186V82ZM216 81V82H215ZM55 82V83H56ZM128 82V83H127ZM87 84V85H89L90 87L89 88H87V87H84V86H82L81 84ZM95 83V84H94ZM135 83V84H134ZM164 83H166L165 82V80H164ZM180 83H181V85H180ZM182 83H183V85H182ZM200 83V84H199ZM218 83V84H217ZM126 84H127V86H126ZM186 84V85H185ZM206 84V85H205ZM223 86H222V85ZM224 84H226V86L224 85ZM113 85V86H112ZM213 85V86H212ZM71 86V87H70ZM97 86V87H96ZM103 86V87H102ZM121 86V88H122V90H120L119 88H117V87H120ZM181 86H183V87H181ZM187 86V87H186ZM74 87H75V89H74ZM96 87V88H95ZM100 87V88H99ZM104 89H102V88ZM181 87V88H180ZM204 87V88H203ZM222 87V88H221ZM178 88V89H177ZM184 88H185V90L186 91H184ZM196 88V89H195ZM199 88V89H198ZM203 88V89H202ZM214 88V89H213ZM216 88V89H215ZM223 88H224V90H226L225 92L223 91ZM87 89H89L88 91H87ZM97 89H99V90H97ZM101 89V90H100ZM114 89H116V90H114ZM180 89V90H179ZM181 89H183V91L181 90ZM208 89V90H207ZM221 89V90H220ZM75 90V91H74ZM106 90V91H105ZM114 90V91H113ZM120 90V91H119ZM139 90V91H138ZM175 90V91H174ZM178 90H179V92H178ZM92 91H93V93L96 91V95H95V93L93 94L92 93ZM123 91V92H122ZM171 91V92H170ZM177 91V93H175L174 95H173V92H176ZM211 91H212V93H211ZM98 92V93H97ZM106 92V93H105ZM110 93V92H113V94H114V97H118L119 98V100H120V103L119 102H117V104L119 103V105H120V111H119V113H120V115H119V119L120 118H123L124 116V118L125 119H120L119 121H117L116 120V122H115V120H111V121H109V119H106L105 117H104V115H107L106 113H107V111H106V109L108 108V106L106 105V103L105 102H107V104H109V101L111 100V99H109V96H108V94L107 93ZM168 92V93H167ZM181 92V93H180ZM184 92V93H183ZM226 92H227V94H226ZM233 92V93H232ZM80 93V94H79ZM103 93V94H102ZM198 93V94H197ZM225 93V94H224ZM229 93V94H228ZM99 94V95H98ZM179 94V95H178ZM181 94V95H180ZM184 94V95H183ZM81 95V96H80ZM93 95V96H92ZM95 95V96H94ZM116 95V96H115ZM136 95V96H135ZM173 95V96H172ZM209 95V96H208ZM237 95V97H235L234 98V96H236ZM78 96V97H77ZM100 96V97H99ZM133 96H135V98L133 97ZM140 96V97H139ZM198 96V97H197ZM104 97H106V98H104ZM139 98V100H138V98ZM174 97V98H173ZM177 97H179V98H177ZM196 97V98H195ZM214 97V98H213ZM94 98H97V99H99L100 101H101V103H102V105H104V106H99L100 105V103H95L96 101L95 100H97V99H95L94 100ZM184 98V99H183ZM186 98V99H185ZM199 98V99H198ZM234 98V99H233ZM131 99V100H130ZM238 99V100H237ZM243 99V100H242ZM116 100V99H115ZM133 100H135V101H133ZM180 100V101H179ZM198 100H199V102H198ZM229 100L231 101L230 102V104H229ZM66 101V102H65ZM174 101V102H173ZM187 101V100H186ZM220 101V102H219ZM203 102H204V104H203ZM208 102V103H207ZM225 102V103H224ZM234 102V103H233ZM241 102V103H240ZM175 103V104H174ZM218 105H217V104ZM223 105H222V104ZM194 104V105H193ZM200 104V105H199ZM208 104V105H207ZM228 104L230 105V107H228ZM232 104V105H231ZM233 104H234V106L235 107H238V108H240L241 110L243 109V111L241 112V118H242V121L243 122H247L250 126H246L247 127V129H245L246 131H245V133L246 134H248L249 133V135L250 136H248V137H250V140H249V142L247 141L248 140V138H245L244 139V137H246V136H244L245 135V133L244 134H242L243 136H239V135H236V137H235V141H234V144H236L235 145V147H234V149L232 150V153H230L229 155L227 154V153H225L224 155H223V153H222V151L223 150H225L224 149V147H223V149L221 148V146H222V142H221V133L219 134V130L221 131L222 130V124H223V119H224V117L225 116H228L230 113H229V110L230 109H232L233 108ZM245 104V105H244ZM251 104V105H250ZM121 105H123V106H121ZM137 105V106H136ZM205 105V106H204ZM239 105V106H238ZM99 106V107H98ZM144 106V105H143ZM181 106V107H180ZM107 107V108H106ZM172 107H171V109H172ZM227 107V108H226ZM243 107V108H242ZM106 108V109H105ZM178 108H179V110H178ZM185 108H187L186 110H185ZM247 108V109H246ZM262 108H263V110H262ZM206 109V110H205ZM218 109V110H217ZM222 109V110H221ZM103 110H105V111H103ZM107 110H109V108L107 109ZM122 110H123V114L121 115V113H122ZM138 110V109H137ZM140 110V109H139ZM185 110V111H184ZM210 110V111H209ZM124 111H126V112H124ZM143 111V110H142ZM184 111V112H183ZM215 111V112H214ZM73 112V113H72ZM105 112V113H104ZM218 112H219V114H218ZM126 115H125V114ZM143 113H144V111H143ZM174 113V114H175ZM181 113V114H180ZM191 113V112H190ZM227 113V114H226ZM102 114H103V116H102ZM179 114V115H178ZM206 114H207V116H206ZM124 115V116H123ZM142 115L143 114H139V116L140 117H142ZM182 115V116H181ZM187 115H188V117H190L189 118V122L191 123V124H187L186 122H184V120H185V118L187 117ZM212 116V117H210L209 118V116ZM246 115V116H245ZM248 115V116H247ZM138 115L136 116L137 118L139 117ZM219 116H221V117H223V118H221V117H219ZM245 116V117H244ZM139 117V118H140ZM182 119H181V118ZM263 117V118H262ZM218 118L221 120H219L218 121ZM245 118V119H244ZM247 118V119H246ZM125 120H126V122H125ZM213 120V121H212ZM182 121V122H181ZM257 121L259 122V124L257 123ZM109 122V123H108ZM124 122V123H123ZM212 122V123H211ZM219 122V123H218ZM73 123V124H72ZM106 123V124H105ZM217 123V124H216ZM124 124V125H123ZM211 124V125H210ZM253 124V125H252ZM184 125H186V126H184ZM192 125V126H191ZM251 125H252V127H251ZM254 125H256V126H254ZM102 128H101V127ZM106 126V127H105ZM216 127V128H215ZM98 128H101V129H99L98 130ZM188 128L190 129V130H188ZM192 128V129H191ZM209 128H210V130H209ZM257 128V129H256ZM128 129V128H127ZM185 129H187L186 130V132H187V134H186V132L184 131ZM251 130V131H249V130ZM253 129H255V131L253 132ZM193 130V131H192ZM211 130H213V131H211ZM103 131V132H102ZM124 131V132H123ZM189 131V132H188ZM192 131V132H191ZM198 131V132H197ZM216 133H215V132ZM195 132V133H194ZM196 132H197V134H196ZM200 132H201V134H200ZM124 133V134H123ZM253 133V134H252ZM261 133H264V132H261ZM97 134V135H96ZM191 134H194V135H196V137H193V136H191ZM119 135V136H118ZM189 135V136H188ZM212 135V136H211ZM214 135V136H213ZM121 136V137H120ZM127 136V137H126ZM217 136V137H216ZM216 137V138H215ZM238 137V138H237ZM242 137H243V139H242ZM263 137V138H262ZM110 138H111V140L113 139V141H111L110 140ZM120 138H122V139H124V141L122 140V139H120ZM190 138V139H189ZM193 138V139H192ZM219 138V139H218ZM236 138H237V140H236ZM99 139H100V141H99ZM106 139V140H105ZM257 139H258V141H257ZM103 140V141H102ZM110 140V141H109ZM218 140H220L219 142H217ZM240 142H239V141ZM97 141H99V143L98 144H96L97 143ZM246 141H247V144H246ZM253 141V142H252ZM262 141V142H261ZM112 142V143H111ZM117 142V143H118ZM192 142H194V145H193V143ZM215 142H217V143H215ZM192 143V144H191ZM240 143V144H239ZM243 145H242V144ZM109 144V145H108ZM240 146H239V145ZM245 144V145H244ZM256 146H255V145ZM259 144V145H258ZM242 146V147H241ZM256 147V148H255ZM123 149H124V147H122ZM121 148V149H122ZM193 148V149H192ZM122 149V150H123ZM194 149H197V150H194ZM76 150V149H75ZM254 150V151H253ZM76 151H78V150H76ZM197 151V152H196ZM98 152L100 153V154H98ZM108 152V153H107ZM194 152H196V154L194 153ZM221 152V153H220ZM254 152V153H253ZM72 153V152H71ZM87 153H89V151H87ZM97 153V154H96ZM105 153V154H104ZM253 153V154H252ZM258 153V154H257ZM260 153V154H259ZM121 154H124V150H123V153L121 152ZM226 154L228 155V156H226ZM72 155H73V153H72ZM97 155V156H96ZM197 155V156H196ZM121 156V155H120ZM259 156H260V158H259ZM199 157V158H198ZM226 157V158H225ZM100 158V159H99ZM209 159V158H208ZM260 159V160H259ZM218 160V159H217ZM229 160V161H228ZM259 160V161H258ZM263 160V161H262ZM224 162V163H223ZM259 162V163H258ZM261 162V163H260ZM263 162V163H262ZM261 164V165H260ZM256 165H259V167H258V169H257V167H256ZM214 167V168H213ZM222 167V168H221ZM256 168V169H255ZM110 168H109V166H108V170H109ZM217 169H218V171H217ZM255 169V170H254ZM253 170V171H252ZM256 171H258V173L256 172ZM261 173V174H260ZM1 174V173H0ZM217 174H219V175H217ZM260 174V175H259ZM256 175V176H255ZM221 176V177H220ZM223 176V177H222ZM263 176V177H262ZM1 177V176H0ZM252 178L254 179L253 180V182H251V180H252ZM217 180V179H216ZM9 181H11V180H7V184H8V182ZM257 182V183H256ZM9 183H15L17 186L19 185V184H17L16 182H14V181H12V182H9ZM239 183V184H238ZM14 184V185H15ZM229 184V185H228ZM248 184V185H247ZM256 184H257V186H256ZM8 185H10V184H8ZM211 184H209V187H211L212 188V191H214V192H216L217 191V187L215 186V185H211ZM250 185H252V188H251V190H250V192H249V187H250ZM0 187H1V184H0ZM232 187H234V188H232ZM235 187H236V190H235ZM18 188V187H17ZM214 188V189H213ZM20 188H18V191L19 192H17L16 191V188H15V190L13 191L12 189H10V191L12 190L13 191V193L15 192L16 194L18 193V194H20V192H21V190H19ZM2 190V191H1ZM0 193H1V195L3 194V192H5V188L2 186V188H0ZM11 191V192H12ZM227 192V193H226ZM233 193V194H232ZM247 193V194H246ZM5 194V193H4ZM3 194V195H4ZM227 194V195H226ZM231 194V195H230ZM237 194V195H236ZM241 194H243V195H241ZM240 195H241V197H240ZM257 195V196H256ZM42 196H43V194H42ZM46 196V195H45ZM238 196V197H237ZM2 196H0V207H2L3 205H4V203L2 202V198H1ZM256 197V198H255ZM255 198V199H254ZM203 199V200H202ZM234 200V201H233ZM211 205L212 203H211V200H206L205 198H201V203H203L204 205H205V207H210L209 206V204ZM237 203V204H236ZM60 203L59 202H57L56 203V205L58 206ZM208 206H207V205ZM60 207H61V204L59 205ZM58 206V207H59ZM262 207V206H261ZM264 208V207H263ZM263 208L261 209H259V215L261 216V213L262 212H260V211H263ZM258 215V218L260 217ZM232 216V215H231ZM229 218H231L230 216H229ZM242 223H244V221H241V225H242ZM190 226V227H189ZM189 226L187 227V232H186V230L185 231H183L181 234H182V238L181 237H179L178 238V241L177 242H183L184 240H186L188 237H193V235H195L194 234V227L192 226V225H190L189 224ZM192 230V231H191ZM212 230V229H211ZM189 232V233H188ZM190 235V236H189ZM3 237V235H1L0 234V240L1 239H3V241L4 242H7V240L6 239H4V238H2ZM184 237V238H183ZM238 237H239V233H237L232 239H231V241H230V245H229V247L231 248V249H233L234 247L233 246H235L234 244L237 242V240H238ZM252 238H251V243H249L250 245L249 246H251V245H255V244H259V243H261L262 244V242L260 241V238H259V236L257 235V234H253L252 236H251ZM181 238V239H180ZM186 238V239H185ZM180 239V240H179ZM203 240L204 239H202L201 240V243L203 242ZM176 242V244L174 245V247H176V245L178 246V243ZM6 244V243H5ZM263 245H264V243H263ZM200 250H202V249H200ZM200 250H198L197 251V253L196 252H193V251H188V250H186V251H184V253H185V255H184V258H182V257H180L179 259H176V260H171V261H169V262H166V263H163V264H175L176 262H180L181 264H190L191 263V261L193 262V257L195 256V257H197L198 256V258L199 257H201L200 255H201V253H202V251H201V253H200ZM195 253L197 254V256L195 255ZM187 256V257H186ZM248 253L247 252H245V250H243L242 251V254L240 255V257H239V259H238V261L239 262H241V261H247L248 260ZM182 258V259H181ZM185 259H186V261H185ZM192 259V260H191ZM196 258H194V260H195ZM176 261V262H175ZM183 261V262H182ZM188 261H189V263H188Z\"/></svg>","mask_w":264,"mask_h":264}]
</instances>
